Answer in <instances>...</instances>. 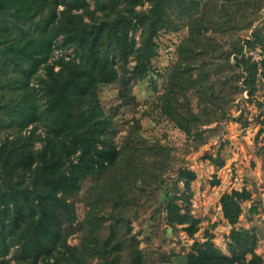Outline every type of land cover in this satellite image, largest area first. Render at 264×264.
<instances>
[{"label": "trees", "instance_id": "trees-1", "mask_svg": "<svg viewBox=\"0 0 264 264\" xmlns=\"http://www.w3.org/2000/svg\"><path fill=\"white\" fill-rule=\"evenodd\" d=\"M92 2L93 7L88 0H0V70L6 72L9 66L19 73L15 79L19 90L0 103L8 122L16 125L10 136L0 140V262L12 251L16 264H91L93 257L98 264H120V251L130 248L126 264H145L129 231L121 236L111 223L109 234L99 237L95 210L87 215L89 223L79 244L67 243L64 231L72 219L69 197L77 194L86 177L105 171L120 156L117 145L103 137L110 118L99 101H92V83L97 74L110 69L120 95L127 98L131 83L152 67L155 38L170 8L187 17L188 33L178 45V59L161 95L164 108L187 86L200 94L210 87L220 66L218 62L209 66L205 55L214 59L223 53V64L232 67L228 59L232 54L240 65V85L249 93L254 90L258 62L245 55L244 47L261 42L260 33L238 35L226 47L217 33L226 30V18L232 16L243 26L250 25V16L264 4L262 0ZM144 2L147 7H137ZM58 38L62 46H73L74 57L54 58ZM229 80H223L227 90L232 86ZM177 114H172L173 119L183 126ZM181 120L187 121L184 115ZM29 125V133H23ZM37 127L43 133L36 132ZM37 140L41 144L36 148ZM246 194L232 189L221 195L222 213L231 224L237 221L239 201ZM173 206L168 203L170 211ZM193 231L189 225L188 232ZM230 238L231 256L210 241L196 242L189 264H261L253 250V234L232 227ZM247 252L251 256L242 259Z\"/></svg>", "mask_w": 264, "mask_h": 264}, {"label": "rangeland", "instance_id": "rangeland-1", "mask_svg": "<svg viewBox=\"0 0 264 264\" xmlns=\"http://www.w3.org/2000/svg\"><path fill=\"white\" fill-rule=\"evenodd\" d=\"M88 1L93 7V0ZM147 6L144 2L137 7ZM250 22L245 27L236 17L226 18V30L217 37L226 47L238 35L260 33L261 42L244 47L245 55L258 62L252 93L240 85V65L234 63L232 54L228 57L232 67L223 64V53L214 59L205 55L209 66L216 62L220 66L210 87L200 94L187 86L164 108L161 95L178 59V45L188 33L187 17L174 8L160 22L152 67L131 83L129 98L120 95L110 69L96 75L92 101H99L110 118L103 137L106 143L117 145L120 156L105 171L86 177L77 194L69 197L67 210L72 219L64 231L67 243L79 244L89 223L87 215L95 210L99 237L109 234L111 223L121 236H128L129 231L145 264H189L195 243L202 241H210L231 256L232 227L254 235L253 250L264 264V4L250 16ZM139 32H134L137 40ZM57 41L54 58L74 57L73 46H62L61 38ZM5 70H0V103L19 90L15 80L19 73L9 66ZM225 77L232 84L228 90ZM31 83L36 85L37 80ZM170 113L177 114L183 126ZM182 115L187 121L181 120ZM8 121L0 110V140L16 126ZM30 127L23 133H29ZM36 132L43 133L40 127ZM40 144L37 140L34 147ZM232 189L247 193L239 201L241 211L234 224L224 217L220 201ZM169 202L175 205L171 211ZM167 227H171L169 235ZM129 250L120 251V264L127 263ZM250 256L247 252L242 259ZM0 264H16L12 251ZM91 264H98V259L91 258Z\"/></svg>", "mask_w": 264, "mask_h": 264}, {"label": "water", "instance_id": "water-1", "mask_svg": "<svg viewBox=\"0 0 264 264\" xmlns=\"http://www.w3.org/2000/svg\"><path fill=\"white\" fill-rule=\"evenodd\" d=\"M171 232V227H167L166 234L169 235Z\"/></svg>", "mask_w": 264, "mask_h": 264}]
</instances>
